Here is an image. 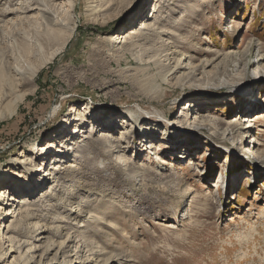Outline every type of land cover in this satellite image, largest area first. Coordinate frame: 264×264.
<instances>
[{"label":"rangeland","instance_id":"obj_1","mask_svg":"<svg viewBox=\"0 0 264 264\" xmlns=\"http://www.w3.org/2000/svg\"><path fill=\"white\" fill-rule=\"evenodd\" d=\"M258 74L264 0H0V166L42 171L34 198L6 188L0 253L29 244L2 264H264V119L245 130ZM88 113L97 125L56 138L64 159L31 153ZM250 224L255 249L234 256Z\"/></svg>","mask_w":264,"mask_h":264},{"label":"bare ground","instance_id":"obj_2","mask_svg":"<svg viewBox=\"0 0 264 264\" xmlns=\"http://www.w3.org/2000/svg\"><path fill=\"white\" fill-rule=\"evenodd\" d=\"M133 29V28H132ZM124 31V30H123ZM132 31H127L124 35H122V36H120V44H124V45H128L129 43H130V39H131V35H130V33H131ZM132 34H134V33H132ZM133 40V39H132ZM134 46H137V45H134ZM138 47V46H137ZM64 48H65V44H62L53 54H51V56L48 58V59H46L43 63H42V65H44V64H46V63H48V62H50L56 55H58L59 53H61V52H63L64 51ZM259 62H262V60L260 59V60H257V61H254V62H251V63H249L248 64V66L251 68H253V67H255L256 65H257V63H259ZM258 79L259 80H261V81H264L263 79V75L261 74H258ZM250 103V106H249V109L251 110H253L254 109V105H260L259 103H258V101H256L255 103H254V105L252 106V104H251V101L249 102ZM262 103V102H261ZM75 111H73V113H74ZM139 112V111H138ZM53 113H54V115H56L57 113H58V109L56 108V109H54V111H53ZM52 113V114H53ZM76 113H78L77 111L75 112V115H76ZM255 113H257L256 115H254V117H252V119H250V120H246V122L248 123V125H247V127H246V129L245 130H247V132L246 133H250L251 132V130H253L255 127H256V125H255V123H257V122H261V121H263V119H264V108H263V106H262V109L261 110H259V111H256ZM89 114L90 113H88V114H86L84 117L82 116V115H79L78 117L77 116H75L74 117V114H72V115H70L69 117H67V118H65L64 119V121H63V123L62 124H64L62 127H61V130H58V131H62V132H60L61 134H58L57 136H54V138L53 139H51L50 141H48V144H49V148H41V146H39V145H35L34 146V148L36 149V151L35 152H31L32 154H36V155H38V156H56V158H63L64 159V156H65V154H64V151H65V149H67V147H58V146H56V145H59L60 143H59V140H57L56 141V138H58V137H64L65 135H67L66 136V138H64V141L65 142H67V140H71V141H74V140H76L77 139V135H78V132H76V131H73V128H74V126L75 125H77V124H82V126H80V128L81 129H85L87 126H95V125H97V123L96 122H98L97 120H94V121H92V122H90V119H89V121L87 120V116H89ZM127 115H128V117L129 118H131L132 120H135V119H137V114H136V111H133L132 109L131 110H128L127 111ZM82 116V117H81ZM254 119V120H253ZM256 119V120H255ZM146 123V122H145ZM64 127L66 128V129H68V130H66V131H64L65 129H64ZM69 127H70V129H71V132L68 134V131H69ZM178 129V128H177ZM179 130V129H178ZM181 130V129H180ZM146 136H150V135H146ZM93 137V136H92ZM113 137H111L109 134H106V133H103L98 139L100 140V141H105V142H109L110 141V139H112ZM58 139H60V138H58ZM109 139V140H108ZM125 140L126 139H124V138H120V139H118L117 141H114V143H117L116 144V147H114L115 149L113 150V149H111V151H105L104 153H112V154H114V153H122V150H123V148H125V147H123L122 145H123V142H125ZM56 141V142H55ZM260 141H261V139H259V138H253V142L254 143H256L258 146H263V144H261L260 143ZM147 146L149 145V142L146 144ZM60 146H61V144H60ZM112 146H114V145H112ZM151 147H148L147 149H150ZM113 150V151H112ZM34 151V150H33ZM37 152V153H36ZM46 153V154H45ZM258 156H255L256 158H258L257 160H260V170L259 171H261V173H263L264 174V165H263V156H261V155H263L260 151H258L257 153H256ZM106 155V154H105ZM118 160H120V163H121V161L124 163V166H127L128 167V165H129V162H126V159L124 158V156L123 155H121V157H120V159H118ZM59 162H61L60 160H58V161H54V163H53V165H54V167H55V165H57V163H59ZM252 162V161H251ZM29 163V162H28ZM14 165H17V166H19V167H21V168H23V165H26L25 164V162L24 161H14ZM70 168H73L74 167V165H70L69 166ZM75 168V167H74ZM56 170H57V172L59 173V174H61V172H60V170L61 169H57L56 168ZM263 171V172H262ZM41 173H42V171H41V168L40 169H38V170H36V169H32V171H31V174L30 175H28V176H22L21 174H18L17 172L15 173V174H12V173H10L9 171H6L5 170V168L1 165L0 166V227L3 225V221L7 218H9L8 217V215H10V212H9V209L10 208H12V207H14V204L16 203V202H18V200H16L15 198H14V196L11 198H9L8 197V192H7V189L6 188H8V187H10V191H14L18 196H23V195H25V193H29V195H32L33 194V189H34V183H36L37 182V176H39V175H41ZM44 173H46V171L44 172ZM35 176H36V180H35ZM46 176H48V175H46ZM257 179V178H256ZM255 182H257V181H255ZM228 188V186L226 187V189ZM21 191H23V193H21ZM230 191V188H228L227 189V192H229ZM38 194L35 192L34 194H33V196H31V198H34L35 196H37ZM6 199H7V201H6ZM10 201H14V202H11L10 203ZM5 207H7V208H5ZM23 212L24 211H19V216H21L22 214H23ZM5 215H7L6 217H5ZM27 216L29 217V219H30V214L28 213L27 214ZM110 225V224H109ZM112 226V225H111ZM172 226V225H171ZM7 229H8V233L10 234L11 232H13V227L12 226H8L7 227ZM72 237V236H71ZM4 238H6L5 237V235H4V231H2V229H0V241H2ZM37 241H41V240H43V238H41V237H39V238H37L36 239ZM9 242H10V239H9ZM29 243H26V242H24L23 244H19L18 245V247L17 248H15L13 245H12V247L10 246V248H8L7 250H5V252L6 253H0V264H2V263H4V262H6V261H8L9 259L11 260L12 259V257H13V254L14 253H21V251H22V248L23 247H25L26 245H28ZM38 249H37V247H34V248H31L30 249V252H29V254L30 253H32V252H35V251H37ZM93 252V251H92ZM79 254V253H78ZM31 258H35V256L33 255V256H31ZM81 259V256H77V258L76 259ZM90 259V258H89ZM93 260V259H92ZM90 261V260H89ZM75 262V264L77 263H79V264H85V261H74ZM87 263H89L88 261H87ZM17 264V263H16ZM26 264H28V263H26ZM73 264V263H72Z\"/></svg>","mask_w":264,"mask_h":264},{"label":"clouds","instance_id":"obj_3","mask_svg":"<svg viewBox=\"0 0 264 264\" xmlns=\"http://www.w3.org/2000/svg\"><path fill=\"white\" fill-rule=\"evenodd\" d=\"M259 235V226L250 224L232 234L227 247L232 250L234 256L239 254L242 258L246 257L249 252L255 249L257 237Z\"/></svg>","mask_w":264,"mask_h":264}]
</instances>
